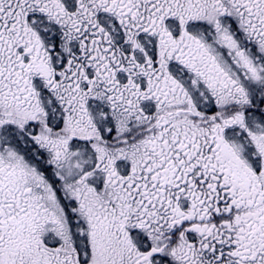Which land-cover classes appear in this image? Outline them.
I'll return each mask as SVG.
<instances>
[{
	"label": "snow or ice",
	"instance_id": "6c2138e0",
	"mask_svg": "<svg viewBox=\"0 0 264 264\" xmlns=\"http://www.w3.org/2000/svg\"><path fill=\"white\" fill-rule=\"evenodd\" d=\"M0 264H264V0H0Z\"/></svg>",
	"mask_w": 264,
	"mask_h": 264
}]
</instances>
